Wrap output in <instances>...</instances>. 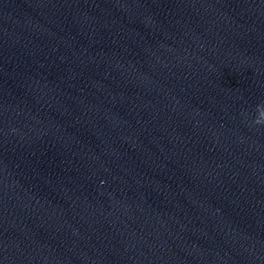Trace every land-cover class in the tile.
I'll return each mask as SVG.
<instances>
[{"label":"clouds","instance_id":"9594fccd","mask_svg":"<svg viewBox=\"0 0 264 264\" xmlns=\"http://www.w3.org/2000/svg\"><path fill=\"white\" fill-rule=\"evenodd\" d=\"M257 117L254 120L255 124H264V104H258L256 106Z\"/></svg>","mask_w":264,"mask_h":264}]
</instances>
